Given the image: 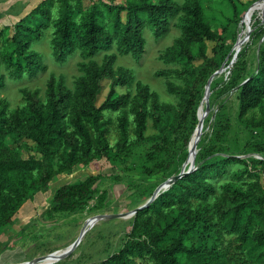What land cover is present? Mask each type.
<instances>
[{
    "label": "rangeland",
    "instance_id": "1",
    "mask_svg": "<svg viewBox=\"0 0 264 264\" xmlns=\"http://www.w3.org/2000/svg\"><path fill=\"white\" fill-rule=\"evenodd\" d=\"M39 1L0 0V72L4 76L3 85L0 86L2 115L8 119L13 115L25 118L24 109L30 97L44 103L50 76L62 81L71 90L73 105L77 82L85 76L82 63L93 60L100 66L105 56L110 54H115L114 66L131 70L132 79L128 89H118L120 92L129 91L126 106L104 114L105 118L111 120L106 150H92L91 157L77 160L69 168L64 167L66 151L62 146L50 159L52 169L62 172L54 176L53 183L46 190L38 182L40 171L33 170L31 188L25 200L8 221L0 224V264H22L30 259L31 263H40L48 256L62 252L87 227L73 250L48 259L44 264H97L115 253L128 240L148 239L154 231H159L174 216L179 215L183 207L193 210L204 205L217 220L218 211L231 206L228 201H223L221 186L225 183L235 184L253 193L264 191V126L256 127L250 123V117L259 116L260 111L255 108L249 112L246 121L239 120L237 97L238 82L255 72L264 56L263 4L261 9L258 8L259 12L251 17L248 40L241 43L238 54L232 60L237 35L242 38L246 33L250 9L242 18L244 6L238 4L234 8L228 0H200L207 20L220 37L215 41L192 43V50L196 53L198 47L203 46L209 57L208 65L211 68L224 67L220 74L214 75L207 89L208 94L204 97L209 76L204 86L205 76L200 71L195 74L190 72L191 68L199 69L204 64V58L199 57L190 64L179 58L165 59L167 49L181 34L185 20L182 8L184 0H171L174 6L172 15L167 26L159 33H154L149 24L144 25V51L138 60L121 49L114 36L110 45L103 46L92 57H84L79 50H75L58 60L53 46L57 17L55 3L51 8L50 19L43 26L42 36L32 41L27 49L37 54L40 68L32 73L14 75L3 62V56L11 49L13 24ZM104 1L126 3L129 0ZM253 1L240 0L244 4ZM224 27L226 30L222 31ZM107 30L112 33L108 22ZM109 82L108 78L101 81L97 105L105 98ZM184 91L188 99L183 98ZM143 101L147 122L144 138L138 139L134 132V117ZM197 107L200 115L207 107L209 110L203 116L202 134L197 143L199 150L193 161L196 167L201 163H206L207 167L198 180L185 179L184 183H177L169 191L163 192L165 203L152 204L154 199L149 201V198L155 188L179 172L184 165L187 168L191 163V157L187 160L190 148L185 145V140L198 123ZM186 108L188 112L184 115ZM153 112L159 115V123L154 120ZM122 115L128 118L129 133L128 143L119 149L118 120ZM68 129L72 130L73 127L68 124ZM2 146L15 150L23 157L37 154L34 142L26 138L15 139L10 134L3 138ZM216 162L221 165L215 167ZM88 176L94 177L90 189L85 197L77 199L72 209L59 211L53 208L55 203L52 193L56 186L77 183ZM141 206L144 207L131 214L130 211ZM249 211L248 206L243 210L240 226ZM118 213H124V216L98 218L90 226V220L85 222L89 217ZM179 229L178 224L174 225L170 235H177ZM216 229L218 231L213 236L190 237L189 241L213 251L210 255L213 262L264 264V256L259 255V248L252 247L250 243L238 247L237 233L228 225H217ZM135 262L152 263L147 255L135 258Z\"/></svg>",
    "mask_w": 264,
    "mask_h": 264
},
{
    "label": "trees",
    "instance_id": "2",
    "mask_svg": "<svg viewBox=\"0 0 264 264\" xmlns=\"http://www.w3.org/2000/svg\"><path fill=\"white\" fill-rule=\"evenodd\" d=\"M228 1L234 8H237L238 4L244 6L245 11L252 3L244 4L240 0ZM260 2L256 4L249 21L253 14L262 8ZM55 3H57V17L53 46L58 60L64 59L75 50H79L84 57H92L103 46L110 45L113 36L116 37L121 49L138 60L144 51L145 39L142 34L144 25L149 24L154 33H159L167 26L174 9L171 0H129L126 3L104 0L87 2L41 0L23 18L13 24L10 36L11 49L3 56V62L11 68L14 75L20 76L23 72L32 73L40 68L37 54L27 49L32 41L42 36L43 26L50 19L51 8ZM182 8L185 20L181 26V34L167 49L165 59L179 58L190 64L199 57L204 58V64L199 69L191 68L190 72L195 74L200 71L205 76V86L207 77L219 68L218 66L211 68L208 65L209 57L206 56L203 46H199L194 53L191 45L203 40L215 41L219 39L220 34L207 20L200 0H184ZM107 22L112 33L107 30ZM225 30L226 27L222 31ZM114 61L115 54H110L105 56L100 66L93 60L82 63L85 76L77 82L76 101L73 105H71L73 97L71 90L62 81H56L54 76H50L47 82L46 101L40 103L36 98L30 97V102L24 109L25 118L13 115L8 119L0 111V224L8 221L25 200L31 188L33 170L40 171L38 182L44 190L53 183L54 176L62 172L54 171L50 161L51 156L59 148L62 146L65 148L64 167L69 168L75 165L77 160L91 157L92 150L101 151L108 148L107 135L111 120L105 118L104 114L106 111H116L126 106L129 91L120 92L118 89H128L132 79L131 70L119 65L114 66ZM3 78L0 72V86L3 85ZM105 78L110 80L109 88L103 101L97 105L96 99L101 89V81ZM237 91L239 120L246 121L249 112L258 108L260 115L251 116L250 123L256 127L264 126V56L260 59L255 72L245 77L242 82H238ZM183 98L188 99L186 91ZM187 112L186 108L184 115ZM152 115L159 123V115L155 112ZM146 122L147 113L143 101L134 117V132L138 139L144 138ZM68 124L73 127L72 130L68 129ZM128 124L125 115L119 117V149H123L128 143ZM192 132L185 140L187 147ZM9 134L15 139L26 138L34 142L38 156L30 154L23 157L15 150L3 148V138ZM197 149L199 150L198 146ZM206 165L201 163L190 173L178 178L166 190L161 191L152 204L165 203L163 192L169 191L177 183H184L185 179L198 180L199 175L205 171ZM220 165L216 162L214 166ZM93 180L94 177L88 176L77 183L56 186L52 193L55 203L53 208L59 211L72 209L78 198L87 195ZM221 188L223 201H228L231 206L219 210L217 220L204 205L193 210L183 207L179 215L174 216L159 231H154L148 239L128 240L115 253L97 264H136L135 258H143L146 255L151 259V264H223L210 260L213 251L194 244L192 240L189 241L190 237L207 238L215 235L218 231L217 225L221 227L228 225L237 233L238 247L250 243L252 247L259 248L260 256H264V191L253 193L232 183H225ZM247 206L250 207V211L246 214L245 222L240 226L243 210ZM176 224L180 229L177 235L171 236L170 233Z\"/></svg>",
    "mask_w": 264,
    "mask_h": 264
},
{
    "label": "water",
    "instance_id": "3",
    "mask_svg": "<svg viewBox=\"0 0 264 264\" xmlns=\"http://www.w3.org/2000/svg\"><path fill=\"white\" fill-rule=\"evenodd\" d=\"M260 1H261V2H260ZM259 2H260L261 4L264 5V0H255V1H253V2L248 6L247 10L244 12L242 18L246 15V13H247V11H249V9H251L252 7H254L255 4H256V3H259ZM241 20H242V19H241ZM250 30H251V24H250V21H249V19H248L247 22H246V25H245V31H246L245 35H244L241 39H239V38H238V35H237V39H236L234 45H236V44H238V43H243V42L247 41L248 38H249V32H250ZM233 47H234V46H233ZM237 52H238V51L236 50V51L233 53L232 60L236 57ZM223 70H224V67L221 66L219 69H217L216 71H214V72L209 76V78H208V82H207V84H206V86H205V87H206V91H205L204 97L207 96V94H208L207 89H208V87H209V83H210V81H212V79L214 78V75H215V74H220ZM208 110H209V108L207 107V108L205 109V111L200 115V114H199V107H198V109H197L198 123L196 124V126H195V128H194V130H193V132H192V134H191V136H190V138H189V140H188V149L190 148V151L188 152L187 160H189L190 157H191V163H190V165H189L187 168H185V165H184V166L181 168V170H180L177 174H174V175L168 177L165 181H163L162 183H160V184L155 188V190L153 191L151 197L149 198V201H152V200H153V199H154V198H155V197H156V196H157L162 190L168 188V187H169L171 184H173L178 178L182 177L183 175H186V174L190 173L191 171H193V170L195 169L196 166H195V164H194L193 159L195 158L196 152H197V150H198V149H197V143H198V141H199V139H200V137H201V134H202L201 128H202V120H203V116H204V114H206V113L208 112ZM187 160H186V161H187ZM146 205H147V204H146ZM146 205H144V206H146ZM144 206L138 207V208H136L135 210L130 211L131 214L133 215L135 212H137L138 209H140V208H142V207H144ZM115 215H117V216H124V213H118V214H102V215H98V216H102L103 218H109V217H112V216H115ZM98 218H100V217H97V218H91V217H89V218H87V219L85 220V222H87L88 220H90L89 225H88V226H90V225H91L95 220H97ZM87 228H88V227H87ZM87 228H86V229H83V230L80 232L79 236H78V237H77V238H76V239H75L70 245L67 246L65 252H69V251L73 250V249L76 247V245L79 243L80 239L82 238V236H83L84 233L86 232ZM22 264H32V263H31V259H30V260H27V261H25V262H23Z\"/></svg>",
    "mask_w": 264,
    "mask_h": 264
},
{
    "label": "bare ground",
    "instance_id": "4",
    "mask_svg": "<svg viewBox=\"0 0 264 264\" xmlns=\"http://www.w3.org/2000/svg\"><path fill=\"white\" fill-rule=\"evenodd\" d=\"M257 4V3H256ZM256 4H255V6L254 7H252L251 9H250V11H249V13H248V18H247V20L249 19V17H250V15H251V13L253 12V10L255 9V7H256ZM241 38V37H240ZM239 38V39H240ZM241 47V43H238L237 45H236V50H239V48ZM211 82V81H210ZM200 108H201V106H200ZM97 217H100V218H102V216H94L93 218H97ZM66 248L67 247H65L64 249H63V251L62 252H58V253H56V254H53V255H51V256H48L47 258H45L42 262H40V263H32V264H44L48 259H52V258H54L55 256H57V255H61L62 253H64L65 252V250H66ZM56 258V257H55ZM1 259V258H0ZM1 263V262H0Z\"/></svg>",
    "mask_w": 264,
    "mask_h": 264
}]
</instances>
